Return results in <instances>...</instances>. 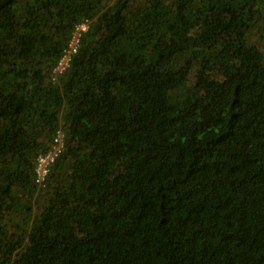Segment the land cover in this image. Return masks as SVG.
I'll return each mask as SVG.
<instances>
[{
    "label": "trees",
    "instance_id": "trees-1",
    "mask_svg": "<svg viewBox=\"0 0 264 264\" xmlns=\"http://www.w3.org/2000/svg\"><path fill=\"white\" fill-rule=\"evenodd\" d=\"M0 264H264V0H0Z\"/></svg>",
    "mask_w": 264,
    "mask_h": 264
},
{
    "label": "built area",
    "instance_id": "built-area-1",
    "mask_svg": "<svg viewBox=\"0 0 264 264\" xmlns=\"http://www.w3.org/2000/svg\"><path fill=\"white\" fill-rule=\"evenodd\" d=\"M91 21L83 20L78 23L67 45L63 49L61 56L53 67L50 78L53 82H58L72 66L75 56L78 54L82 44L83 36L90 30ZM65 148V133L57 131L48 151L40 154L36 160L35 182L39 188L46 187L53 165L58 160Z\"/></svg>",
    "mask_w": 264,
    "mask_h": 264
}]
</instances>
